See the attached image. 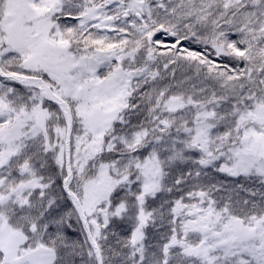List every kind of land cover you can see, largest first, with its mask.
Segmentation results:
<instances>
[{
	"label": "snow or ice",
	"instance_id": "1",
	"mask_svg": "<svg viewBox=\"0 0 264 264\" xmlns=\"http://www.w3.org/2000/svg\"><path fill=\"white\" fill-rule=\"evenodd\" d=\"M0 264H264V0H0Z\"/></svg>",
	"mask_w": 264,
	"mask_h": 264
}]
</instances>
